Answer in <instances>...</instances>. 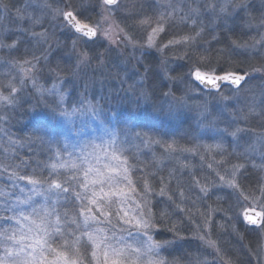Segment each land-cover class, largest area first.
Here are the masks:
<instances>
[{
	"label": "snow or ice",
	"instance_id": "1",
	"mask_svg": "<svg viewBox=\"0 0 264 264\" xmlns=\"http://www.w3.org/2000/svg\"><path fill=\"white\" fill-rule=\"evenodd\" d=\"M160 7L147 13L142 0H27L15 8V27L0 15V108H15L30 87L39 97L33 110L43 104L64 128L47 140L56 145L51 162L22 174L30 158L20 157L24 143L0 116V264H202L190 254L162 255L185 242V220L223 264H233L210 239L214 217L230 220L235 209L240 222L264 230V86L259 98L238 103L253 92L251 81L264 80V0L259 7L255 0H166ZM178 25L189 31L176 32ZM128 47L141 53L130 57L139 79L128 90L139 85L145 100L159 91L171 119L182 125L188 118L179 140L180 125L153 135L105 123L83 94L72 102L67 86L83 78L82 69L103 68L109 52ZM252 120L260 131L247 126ZM143 149L150 164L139 159Z\"/></svg>",
	"mask_w": 264,
	"mask_h": 264
},
{
	"label": "trees",
	"instance_id": "2",
	"mask_svg": "<svg viewBox=\"0 0 264 264\" xmlns=\"http://www.w3.org/2000/svg\"><path fill=\"white\" fill-rule=\"evenodd\" d=\"M190 1V0H189ZM24 0H0L1 5H9V16L12 17V12L15 8L20 7L23 4ZM156 7V6H155ZM158 8V7H157ZM150 7L146 5L144 7V11L147 13H152L154 11H161L160 9ZM205 23H208L207 18H203ZM14 27V25H11ZM176 32H187L189 31L188 27L183 25H178L175 29ZM219 31V30H218ZM205 39H210L209 36H205ZM213 47H219V45H213ZM238 60H244L245 57H236ZM53 62H56V58H53ZM152 62V57H148L145 60V63ZM137 70V69H136ZM142 69H140L141 71ZM186 71V69L177 68V71ZM143 71V70H142ZM176 73H173L175 75ZM129 77H132L129 79ZM137 76L135 74L128 76L125 79V84L127 86L132 85L134 79ZM121 83L117 81V83H113L112 81L108 83V87H111L113 90L111 92V104H109L110 111L107 116L115 113V118L113 122L118 127H128L132 128L135 125V131H143L148 132L150 134H161L163 132H172L177 129V126L180 125L179 120H173L169 117L166 118L168 101L160 94L158 91L156 95L150 96L148 100L140 99V96L137 95L138 91H140V86L136 85L135 91H130L127 88H124ZM264 86V80H262L259 76L250 82L249 88L253 90V92H242L240 94V101L238 102L240 106L249 102V97L255 94L257 98H259V94L261 91V87ZM181 89L184 88V85H179ZM27 94L20 97V101L15 108H0V116L7 115V123L3 125V127L7 130L8 134L13 137V139L21 140L24 143V147H17V152L21 158H30V164L27 167L26 172L22 174H32V169H43L44 166L51 162V158L54 153L49 151V147L55 148L56 145H49L47 140L49 136L55 135L57 132H60L58 126L56 125V121L52 119L51 114L41 105L33 110V107L36 105L34 101V96H31L28 93H31L32 90H27ZM131 92V93H130ZM180 92H177V95H180ZM228 94V92L226 93ZM117 98H121L122 103L124 104V108H120L119 100ZM39 113V115H37ZM193 117L195 113L192 114ZM185 120V123L179 126L178 133L176 135V139H180V135L183 134L185 128H187V120L188 118L182 117ZM126 122V123H124ZM193 129L196 128L194 118L191 120ZM248 127L255 128L256 130H261L259 126L258 120H252ZM40 127L41 131L34 132L33 129ZM223 127V125H221ZM42 138V139H41ZM171 136H165L164 139H171ZM138 143V142H137ZM181 143L183 141L181 140ZM153 151L157 154L160 153L161 149L159 147H154ZM135 155V152L129 153V156L132 157ZM2 159V156H0ZM139 159L143 160L145 163H151V152L147 149H143L139 154ZM191 159V157H190ZM131 163H136L135 159L130 160ZM193 163H197V161H193ZM256 164H260L261 161L259 158L255 159ZM149 171L153 169L149 168ZM44 175H47V171L44 172ZM139 173H135L133 178L139 176ZM0 183H3V180H0ZM220 196H226V193H219ZM216 197L213 196L212 200H215ZM211 202V201H209ZM231 201L224 199L221 201L220 206L227 209ZM235 209L229 213L231 216L230 220H225L224 214L221 213L214 217L215 223L211 229V236L214 240H217L214 236L218 235L222 231L223 234L231 228L232 224L236 225L238 232H234V235L229 233L225 234L222 243H218L221 250L227 255L231 257L233 264H249L246 254L249 252H253L256 250L262 243L259 228H254L245 225L243 222H240V219L235 215ZM196 223H200L199 220H196ZM223 225V227H221ZM196 233V225L193 223H189L187 220L184 222V227L181 230V235L185 237V242L179 244V246L169 252H164L162 255L166 254L169 260L173 257H180L186 254L191 255V259L195 260V257L192 256L194 252V243L196 240H192L189 238L195 236ZM221 234V233H220ZM219 234V236H220ZM221 234V237L222 235ZM214 235V236H213ZM195 241V242H194ZM185 264H188V261L185 260ZM211 264H216L212 262Z\"/></svg>",
	"mask_w": 264,
	"mask_h": 264
},
{
	"label": "rangeland",
	"instance_id": "3",
	"mask_svg": "<svg viewBox=\"0 0 264 264\" xmlns=\"http://www.w3.org/2000/svg\"><path fill=\"white\" fill-rule=\"evenodd\" d=\"M26 2L27 0H24L23 4L20 7L24 6ZM73 2L79 3L80 0H73ZM142 2H143L144 7L146 5H149L150 7H153V8L158 7L157 9H160L161 11H163V8H161L160 5L165 3L166 0H142ZM173 2L177 3L179 2V0H173ZM187 2H190V1L187 0ZM260 2L261 0H255L257 7L260 6ZM137 9H139V4L137 5ZM0 15L7 16V19L4 21L5 25H8V26L14 25L15 27V23H14L15 10L12 12V17L9 16L8 12L0 13ZM59 39L61 42H63L66 39V37L59 36ZM53 46L55 47V45ZM133 55L135 57H139L141 53L139 51L134 52L131 47H128L127 49L121 48L119 50L108 53L106 57V64L103 68H97L94 62L93 66L82 69L81 76L83 78L77 79L74 82V84L70 83L67 86L72 90V102L75 104L79 100L80 96L83 94L87 97L89 101L96 104L99 107V109L102 110L101 119L105 120V123H107L108 119L114 120L115 113L110 114V116H107V114H109V111H110L109 104H111V101H110L111 96H112L111 92L113 90L111 87H108V83L111 81L113 83L114 82L117 83V81H119L121 83V86L123 85L124 88L128 87L127 84L124 83L126 77L128 76V74L133 75L136 72V61L135 59H130V57H132ZM137 79H139V77H136L134 79L133 84H135ZM41 83H44V81L42 80ZM85 84H87L86 90L84 87ZM50 85H51V81H49L46 84V86H50ZM121 86L119 85V88ZM27 92H28L27 90L24 91L20 97L27 94ZM28 94H30L31 96H34V101L35 103H37V100L39 99V97L36 96L33 91ZM137 95H139V91ZM227 95H231V93L228 92ZM141 98L144 99L143 97L140 96V99ZM117 99L119 100V104H121L120 108H124V104L122 103L121 98H117ZM208 99L211 102V97H209ZM52 102H53L52 98H47V103L49 105H51ZM41 106H43V104H41ZM165 116L166 118L169 117L167 114ZM76 123L79 124V120H77ZM56 125L58 126L60 132L64 131L63 126L59 124L57 121H56ZM257 131H260V130H257ZM259 231H260L262 243L256 250L246 254L249 264H264V230L259 228ZM219 232L223 234L222 231H219ZM227 233L234 235L232 227L228 231L226 230V232L222 235V237H221V234L220 236L219 234L215 236L213 235L217 240H214L211 235H210V239L216 241L217 243H220L221 245L222 240L224 239V236ZM190 239L196 240V243H194V248L192 251L194 252L192 256H194L195 259L198 258L202 262V264H211L212 262H215L216 264H223V262L215 256L213 250L203 245L199 241V239L196 238V236L191 235L189 240ZM220 245L219 247H222ZM222 254H225V253L222 251ZM163 256H166V254H164Z\"/></svg>",
	"mask_w": 264,
	"mask_h": 264
},
{
	"label": "water",
	"instance_id": "4",
	"mask_svg": "<svg viewBox=\"0 0 264 264\" xmlns=\"http://www.w3.org/2000/svg\"><path fill=\"white\" fill-rule=\"evenodd\" d=\"M246 224V223H245ZM247 225V224H246ZM248 226H251V227H257V226H255V225H248Z\"/></svg>",
	"mask_w": 264,
	"mask_h": 264
}]
</instances>
